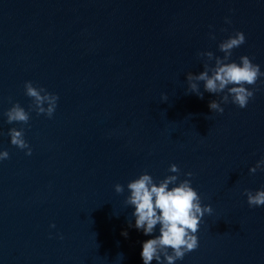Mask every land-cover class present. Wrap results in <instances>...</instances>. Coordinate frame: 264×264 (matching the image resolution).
I'll return each instance as SVG.
<instances>
[{
	"label": "water",
	"instance_id": "1",
	"mask_svg": "<svg viewBox=\"0 0 264 264\" xmlns=\"http://www.w3.org/2000/svg\"><path fill=\"white\" fill-rule=\"evenodd\" d=\"M26 81L57 94L56 111L51 119L30 111L28 125L8 124L3 113L12 103L25 110L32 103ZM12 127L25 129L32 155L11 144ZM4 150L10 158L0 161V264H143L142 244L159 226L150 236L134 227L126 185L144 172L156 182L175 175L168 171L173 162L77 68L0 9ZM179 179L187 178L181 172ZM117 183L124 193L115 192ZM192 186L213 212L202 219L199 247L175 264H264V254Z\"/></svg>",
	"mask_w": 264,
	"mask_h": 264
},
{
	"label": "clouds",
	"instance_id": "2",
	"mask_svg": "<svg viewBox=\"0 0 264 264\" xmlns=\"http://www.w3.org/2000/svg\"><path fill=\"white\" fill-rule=\"evenodd\" d=\"M225 22L231 23L227 17ZM209 36L210 39H216L214 33H209ZM245 43V34L236 31L219 43L218 49L224 54L222 57L215 56L212 51L198 52L199 58H205L203 71L196 75L187 73L186 94H195L203 99L204 93L200 90V82H203L205 92L219 97L209 102L208 106L212 112L222 114L225 110L222 105L228 103L241 109L246 108L250 99L254 97L255 86L257 81L264 77V72L261 71L260 65L253 63V58L247 55L241 56L239 63L231 61L233 50ZM24 89L25 95L32 100L29 110H25L18 102L12 103V106L3 113L7 123L28 125L30 111L51 119L56 111L59 96L43 87L34 86L32 81H26ZM161 100L167 101V94H162ZM8 135L13 146L26 150L25 154L28 156L32 155V148L25 139L23 127L10 128ZM9 158L7 150L0 151V161ZM257 170L264 171V158L257 161L249 172L255 174ZM168 171L175 175H167L156 182L152 175L144 172L126 185L130 194L124 203L135 209L132 213L135 217L134 227L142 230L144 235L150 236L159 226V235L142 244L143 264H152L153 261L157 264H175L177 260H183L187 253L199 247L197 233L200 224L206 214L211 215L213 212L211 205L202 204L200 194L192 186L190 179L193 176L192 172L184 173L188 179L180 180L181 169L178 165L171 164ZM114 190L117 194H122L125 186L117 183L114 185ZM244 195L247 196V204L250 208L264 206V188L256 191L244 189ZM51 227L54 228L55 224ZM122 234L127 236V232ZM119 256L123 257V254Z\"/></svg>",
	"mask_w": 264,
	"mask_h": 264
}]
</instances>
